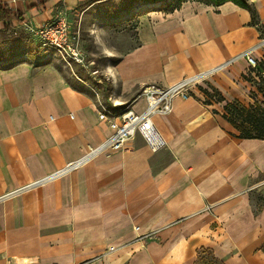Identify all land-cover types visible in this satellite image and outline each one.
I'll use <instances>...</instances> for the list:
<instances>
[{"label":"crops","instance_id":"obj_1","mask_svg":"<svg viewBox=\"0 0 264 264\" xmlns=\"http://www.w3.org/2000/svg\"><path fill=\"white\" fill-rule=\"evenodd\" d=\"M0 2L24 19L38 8ZM249 2L257 24L232 2L143 12L139 44L103 69L116 104L136 100L132 109L141 112L143 87L224 67L154 118L167 149L155 154L139 135L21 193L112 130L99 120L98 88L29 60L0 66V264H197L207 252L219 264H264V141L238 138L223 117L227 102L243 103L249 73L256 78L246 59L233 61L264 38V0ZM39 18L36 26L49 22ZM253 55L264 61V47ZM214 91L225 101L210 100Z\"/></svg>","mask_w":264,"mask_h":264},{"label":"rangeland","instance_id":"obj_2","mask_svg":"<svg viewBox=\"0 0 264 264\" xmlns=\"http://www.w3.org/2000/svg\"><path fill=\"white\" fill-rule=\"evenodd\" d=\"M10 1L26 5L36 3L38 8L31 13L26 12L27 16L24 22L26 21L27 26L16 24L13 32H3L1 28L0 66H11L29 60L37 66L56 67L61 69L72 82L87 83L98 88L102 98L108 102L112 87L110 78L103 73V69L117 63L125 53L139 44L137 38L139 17L149 9V6L139 0ZM41 2L44 3L43 6ZM167 3L160 4L163 5L162 9H165ZM43 8L47 14L40 12ZM42 15H47V21H54L60 16L65 17L70 25L72 40L80 50L85 66L77 63L67 64L54 51L41 47L39 39L30 31L29 27L43 23L44 19L39 18ZM259 63L257 60V66ZM250 69L255 68L250 67ZM252 76L254 77V75ZM250 77L249 73L247 79ZM252 83H250L251 87L241 91L238 95V98L247 106L255 101L252 94H257V100H263ZM131 98L132 96L123 101H130Z\"/></svg>","mask_w":264,"mask_h":264},{"label":"built area","instance_id":"obj_3","mask_svg":"<svg viewBox=\"0 0 264 264\" xmlns=\"http://www.w3.org/2000/svg\"><path fill=\"white\" fill-rule=\"evenodd\" d=\"M23 24L27 26L26 21ZM29 29L39 39L43 49L54 51L67 64L77 63L85 66L82 54L72 40L70 25L65 17L60 16L45 25L29 27ZM261 47H264V38L258 45L241 53L233 61L246 59L252 68H256L257 60L253 54ZM223 67L220 66L211 71L184 78L171 86L148 85L143 87L139 94V97L145 102L141 112H136L132 109V105L136 100L129 104L118 105L110 98L108 102L104 98H99L97 102L99 120L107 123L112 130L110 137L98 147L90 148L86 155L77 161L69 163L66 167L49 177L36 181L16 192L21 193L38 187L44 182L63 177L88 164L100 155H110L122 151L130 141L139 135L153 153L156 154L167 149V141L156 127L154 118L156 116L169 115L173 111L174 101L177 98L189 99L196 87L204 83L208 77L218 73ZM155 234L156 232H150L137 237V239L141 241L146 238H152ZM113 251L114 248H111L110 252Z\"/></svg>","mask_w":264,"mask_h":264},{"label":"trees","instance_id":"obj_4","mask_svg":"<svg viewBox=\"0 0 264 264\" xmlns=\"http://www.w3.org/2000/svg\"><path fill=\"white\" fill-rule=\"evenodd\" d=\"M148 6L150 4L165 5V12H173L180 9L183 4L187 2H197L208 6L219 7L227 2H232L241 8L247 9L251 12L253 23H256L257 14L253 5L249 0H139ZM134 2V1H133ZM161 7L163 5H160ZM23 14L14 12L7 5L0 2V22L3 23V32H13L15 25L24 23ZM251 73H255V77L247 79L253 82L256 86L257 92L262 96V101L257 100V94H252L255 101L251 104L244 105L240 101L227 102L224 106L223 117L237 132V137L240 139H252L264 141V61H261L255 69H251ZM215 97L217 102L225 101L224 97L218 92L214 91V95L209 94L210 100ZM209 100V103H210ZM264 203V198L259 199ZM205 253V252H204ZM197 264H219L218 261L209 252L206 253V259H198Z\"/></svg>","mask_w":264,"mask_h":264},{"label":"bare ground","instance_id":"obj_5","mask_svg":"<svg viewBox=\"0 0 264 264\" xmlns=\"http://www.w3.org/2000/svg\"><path fill=\"white\" fill-rule=\"evenodd\" d=\"M159 5H160L159 3H157V4H150L149 7H158Z\"/></svg>","mask_w":264,"mask_h":264}]
</instances>
